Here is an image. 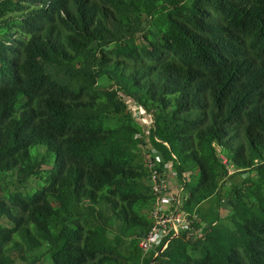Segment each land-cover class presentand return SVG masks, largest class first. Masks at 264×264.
I'll return each mask as SVG.
<instances>
[{
    "label": "trees",
    "instance_id": "16d2710c",
    "mask_svg": "<svg viewBox=\"0 0 264 264\" xmlns=\"http://www.w3.org/2000/svg\"><path fill=\"white\" fill-rule=\"evenodd\" d=\"M152 150L192 227L147 253ZM17 258L264 264V0H0V264Z\"/></svg>",
    "mask_w": 264,
    "mask_h": 264
},
{
    "label": "built area",
    "instance_id": "2783aa9c",
    "mask_svg": "<svg viewBox=\"0 0 264 264\" xmlns=\"http://www.w3.org/2000/svg\"><path fill=\"white\" fill-rule=\"evenodd\" d=\"M146 153L148 154H145V162L150 170V180L152 190L156 195V202L150 214L153 224L149 232L141 238L139 246L149 253L170 233H173L171 237L173 238L181 231L190 229L192 220L181 208L183 185L180 183L178 188L173 187L169 177L170 165L161 166L162 160L158 152L152 150ZM170 239L163 244V249L168 246Z\"/></svg>",
    "mask_w": 264,
    "mask_h": 264
},
{
    "label": "rangeland",
    "instance_id": "374dc122",
    "mask_svg": "<svg viewBox=\"0 0 264 264\" xmlns=\"http://www.w3.org/2000/svg\"><path fill=\"white\" fill-rule=\"evenodd\" d=\"M101 84H103V83H101ZM105 84V83H104ZM107 84V83H106ZM105 84V85H106ZM112 86H113V88H116L117 87V85L116 84H111ZM112 86H110V87H112ZM39 147V146H38ZM41 148H40V151L42 152V153H44L45 152V148L43 147V146H40ZM37 150V148L35 147V148H33L32 149V151H36ZM198 169L197 168H194V173H195V176H194V178H193V180L194 179H196V177L198 176ZM187 174V177H189L190 176V173L189 172H187L186 173ZM12 176V173H10L9 175H8V179L10 178ZM27 187H31V185L29 184ZM9 189L10 190H12L13 188H12V186L11 185H9ZM225 211L226 210H224V209H222V213H225ZM217 229H219L223 234H224V236L229 240V242L230 243H232L233 245H240L241 244V241L239 240V239H237L231 232H229V231H227L226 229H224V228H222V227H217ZM182 232V231H181ZM31 259V258H30ZM22 261H21V259L20 258H17V260H16V264H22L21 263Z\"/></svg>",
    "mask_w": 264,
    "mask_h": 264
},
{
    "label": "crops",
    "instance_id": "0c3cea01",
    "mask_svg": "<svg viewBox=\"0 0 264 264\" xmlns=\"http://www.w3.org/2000/svg\"><path fill=\"white\" fill-rule=\"evenodd\" d=\"M169 177L171 179V183L173 184V187L174 188H178L180 183H179V180L177 178V175H176L174 167L172 168L170 166V168H169Z\"/></svg>",
    "mask_w": 264,
    "mask_h": 264
}]
</instances>
